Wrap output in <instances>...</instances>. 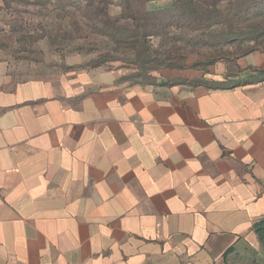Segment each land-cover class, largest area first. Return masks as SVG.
Segmentation results:
<instances>
[{
  "label": "crops",
  "instance_id": "1",
  "mask_svg": "<svg viewBox=\"0 0 264 264\" xmlns=\"http://www.w3.org/2000/svg\"><path fill=\"white\" fill-rule=\"evenodd\" d=\"M262 218L264 80L19 76L0 60V264H264Z\"/></svg>",
  "mask_w": 264,
  "mask_h": 264
},
{
  "label": "rangeland",
  "instance_id": "2",
  "mask_svg": "<svg viewBox=\"0 0 264 264\" xmlns=\"http://www.w3.org/2000/svg\"><path fill=\"white\" fill-rule=\"evenodd\" d=\"M121 1L0 0V60L7 61L19 76L112 71L117 81L142 85L214 87L260 78L252 71L264 67L239 64L238 55L227 53L235 50L234 46L212 45L215 39L207 38L203 30L188 36L178 30L174 45L162 32L156 34V29L149 27L155 35L129 46L120 30L133 27L124 20L114 22L121 13ZM168 2H144V6L160 9ZM107 21L109 26L104 23ZM167 51L177 60L185 58L183 62L191 67L170 68L173 61L165 59ZM218 51L225 53L217 58Z\"/></svg>",
  "mask_w": 264,
  "mask_h": 264
},
{
  "label": "trees",
  "instance_id": "3",
  "mask_svg": "<svg viewBox=\"0 0 264 264\" xmlns=\"http://www.w3.org/2000/svg\"><path fill=\"white\" fill-rule=\"evenodd\" d=\"M144 2L122 0L121 13L114 20H124L126 25L133 27L130 29L126 26L120 30L123 39L130 42L129 46H137L147 41V36L155 35L148 30L151 27L156 29V34L162 32L165 39L174 45L176 40L173 39L178 30L187 36L203 30L207 31L204 33L207 38L215 39L212 45L234 46L235 50H228L227 53L236 54L237 58L256 51L264 53V0H169L167 6L153 10H148ZM224 2H227V6L223 5ZM104 23L109 26L108 21ZM211 27H215V30L209 31ZM167 52L165 59L173 61L168 65L170 68L191 67L183 62L185 58L177 60L172 52ZM222 53L225 52L218 51L216 57H222ZM252 72L260 76L254 82L264 80V68H254ZM245 83L251 82L236 84ZM253 230L264 246V218L253 224Z\"/></svg>",
  "mask_w": 264,
  "mask_h": 264
},
{
  "label": "built area",
  "instance_id": "4",
  "mask_svg": "<svg viewBox=\"0 0 264 264\" xmlns=\"http://www.w3.org/2000/svg\"><path fill=\"white\" fill-rule=\"evenodd\" d=\"M147 3L150 4H155V5H164L166 4L169 0H145Z\"/></svg>",
  "mask_w": 264,
  "mask_h": 264
}]
</instances>
